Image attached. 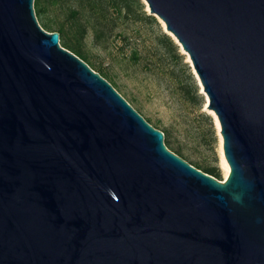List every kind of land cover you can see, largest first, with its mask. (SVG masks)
Wrapping results in <instances>:
<instances>
[{
	"label": "water",
	"instance_id": "water-1",
	"mask_svg": "<svg viewBox=\"0 0 264 264\" xmlns=\"http://www.w3.org/2000/svg\"><path fill=\"white\" fill-rule=\"evenodd\" d=\"M219 125L221 181L0 0V264H264V0H142Z\"/></svg>",
	"mask_w": 264,
	"mask_h": 264
},
{
	"label": "rangeland",
	"instance_id": "rangeland-1",
	"mask_svg": "<svg viewBox=\"0 0 264 264\" xmlns=\"http://www.w3.org/2000/svg\"><path fill=\"white\" fill-rule=\"evenodd\" d=\"M160 26L164 31L162 23ZM131 37L133 39L128 43L116 38L106 43L93 41L87 36L82 41V49L93 70L104 73L135 110L152 126L163 130L169 150L174 152L178 149L188 157L187 160L216 167L223 181L226 161L219 128L214 115L206 108L207 99L201 92L187 55L179 47V53L184 56L183 63L189 66L201 96L195 105L182 101L176 92L177 77L186 80L187 84L189 82L182 63L174 62L144 30L132 33ZM133 48L138 51L137 60L131 57Z\"/></svg>",
	"mask_w": 264,
	"mask_h": 264
},
{
	"label": "trees",
	"instance_id": "trees-1",
	"mask_svg": "<svg viewBox=\"0 0 264 264\" xmlns=\"http://www.w3.org/2000/svg\"><path fill=\"white\" fill-rule=\"evenodd\" d=\"M34 9L40 25L49 32H58L59 43L85 61L92 69L94 68L82 49V41L85 37L90 36L96 42L108 43L116 38L128 43L133 39L132 33H140L144 30L149 38L161 45L163 51L174 62L182 63L189 82L187 84V81L180 77L175 79L179 98L193 105L198 103V98H201L189 66L183 63L184 56L179 53V46L162 30L157 18L147 13L142 0H34ZM131 57L134 60L138 59L136 48L132 49ZM97 72L107 80L104 73L99 70ZM174 152L194 167L221 179L216 167L187 160L188 157L186 158L178 149Z\"/></svg>",
	"mask_w": 264,
	"mask_h": 264
},
{
	"label": "bare ground",
	"instance_id": "bare-ground-1",
	"mask_svg": "<svg viewBox=\"0 0 264 264\" xmlns=\"http://www.w3.org/2000/svg\"><path fill=\"white\" fill-rule=\"evenodd\" d=\"M162 23V22H161ZM163 24V23H162ZM163 26H164V24H163ZM212 114H213V112H211ZM214 115V114H213ZM215 123H216V125H217V128H219V125H218V123H217V121H216V119H215ZM225 159V158H224ZM226 160H224V162H225ZM228 172H229V168H228V165H227V162H225V177L227 176V174H228Z\"/></svg>",
	"mask_w": 264,
	"mask_h": 264
}]
</instances>
